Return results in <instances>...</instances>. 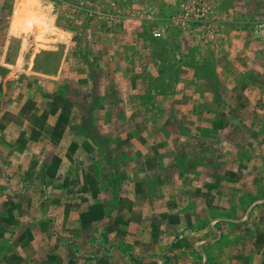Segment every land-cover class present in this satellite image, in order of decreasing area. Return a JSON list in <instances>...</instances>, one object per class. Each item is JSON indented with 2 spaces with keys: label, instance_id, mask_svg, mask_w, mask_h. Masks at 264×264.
Masks as SVG:
<instances>
[{
  "label": "rangeland",
  "instance_id": "374dc122",
  "mask_svg": "<svg viewBox=\"0 0 264 264\" xmlns=\"http://www.w3.org/2000/svg\"><path fill=\"white\" fill-rule=\"evenodd\" d=\"M230 1L0 0V264L264 262V39L239 14V75L182 73Z\"/></svg>",
  "mask_w": 264,
  "mask_h": 264
},
{
  "label": "crops",
  "instance_id": "0c3cea01",
  "mask_svg": "<svg viewBox=\"0 0 264 264\" xmlns=\"http://www.w3.org/2000/svg\"><path fill=\"white\" fill-rule=\"evenodd\" d=\"M221 7V6H220ZM227 10L224 11H230L231 12V16L227 15L226 13L224 14L225 17L222 18L221 23L220 22H215L217 24H215V29L218 30V26H220V29L222 30V33L216 32L217 34H214V46H212L211 48L208 46L209 43L207 44H201L199 51L201 52V55L199 57V62L195 63L194 68L190 67V62L189 65H185L182 68V73L184 72V74L186 73V81L184 84H189L188 86H190L191 83V78L192 76L197 77L198 82L202 83L203 86L200 85V87H211V85L214 86L215 81L217 83V87H220L218 85V83H221V87L222 84L226 87L227 85H225L222 81V77L226 75V70L223 69V61L224 62H229L230 63V76H238L239 72H240V67L238 66V61L240 59V55L238 54L239 51L235 48V45L238 44V41L243 42L248 44L249 43V38L252 37L253 38V28L254 27H248L247 24L249 22V17H245V16H249L250 14V6L249 5H244V6H240L237 2H235V0H231L229 6H226ZM222 8V7H221ZM212 11L210 8H208V5H204L202 7V10L204 13H207V11ZM223 10V8H222ZM251 11H253V9L251 8ZM223 12V11H222ZM240 14V19H247L248 22H241V26L244 27L243 25H245L246 29H249L246 33L250 35V37H247L246 39L243 40V38H240L239 40V31L243 32V34L245 33L243 30L239 29L240 26V22L238 21V19H234L236 18V16H238ZM245 14V15H244ZM234 16V17H233ZM239 18V16H238ZM172 20H176V17L172 16ZM203 26H207V23H212L213 21H207V19L202 20L201 23H203ZM230 25H232L233 28H231ZM230 27L231 28V32L230 34L225 33L224 34V29L226 27ZM200 27V26H199ZM206 43V42H205ZM228 45H230V47H228ZM184 46V45H183ZM188 47V52L190 49L189 46ZM203 47V48H202ZM202 48V50H201ZM249 48H253V43L250 40V47ZM236 49V51H235ZM185 52V51H184ZM230 52V53H229ZM234 52V53H233ZM247 52V51H246ZM229 54V55H227ZM234 54V55H233ZM229 56L230 60L227 61V58H225V56ZM213 60L215 63V67H213ZM236 61V63H235ZM240 62V61H239ZM234 66V68H233ZM211 68V69H209ZM227 69V68H226ZM244 67L241 68V70L243 71ZM229 74V73H228ZM217 76L219 79H217ZM234 80V81H233ZM231 79V87H237L238 86V82H237V78L236 79ZM236 80V81H235ZM214 83V84H213ZM232 99V98H231ZM233 100V99H232ZM236 100V99H235ZM233 100V101H235ZM217 101V100H216ZM232 107H236L239 105H235V104H231ZM254 118V117H253ZM262 120H264V117H262ZM260 122V121H257ZM179 137V136H177ZM180 138V137H179ZM186 139V138H185ZM194 138H192L191 140H193ZM177 140V139H176ZM191 140L189 139V142L192 144ZM202 151H195V154H201ZM150 154L152 156H156L157 157V161L159 160V157H164V155L169 156V154H177L176 151L174 150H156V151H152L150 152ZM154 170H160L159 165H156L154 167ZM159 187V186H158ZM165 201V200H164ZM178 202H176V204H178ZM260 203H264V202H256L254 203L253 206L259 205ZM154 204V203H153ZM161 204V203H159ZM164 204V202H163ZM162 204V205H163ZM150 204H145V206H148ZM159 205V206H162ZM154 206H156V204H154ZM153 206V208H154ZM159 207L156 206V212ZM256 208V207H255ZM155 212V210H153ZM119 211H117L116 213H118ZM244 219H238L236 222H241ZM213 223V222H212ZM212 223L209 224V227L205 226L204 230H200V232H196L193 234L192 237L195 236H201L202 234H204L205 232H212L213 233V239L208 240V239H200L199 241H196V244H212L216 241H219V239L223 236V231L222 230H218L217 227H213ZM201 234V235H199ZM137 248V247H136ZM218 249V248H216ZM246 250H251V248H245ZM138 250V249H137ZM231 252V251H230ZM257 252V251H256ZM206 254V253H205ZM257 255V254H255ZM264 261V260H263ZM262 264H264V262H262Z\"/></svg>",
  "mask_w": 264,
  "mask_h": 264
},
{
  "label": "built area",
  "instance_id": "2783aa9c",
  "mask_svg": "<svg viewBox=\"0 0 264 264\" xmlns=\"http://www.w3.org/2000/svg\"><path fill=\"white\" fill-rule=\"evenodd\" d=\"M254 34H256L259 38L264 39V24H258L257 26L254 27ZM153 37L154 38H159L160 33L157 31H153Z\"/></svg>",
  "mask_w": 264,
  "mask_h": 264
}]
</instances>
